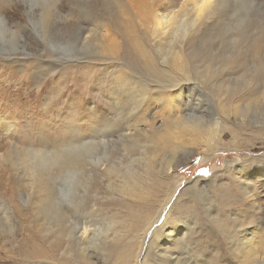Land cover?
<instances>
[{
	"label": "rangeland",
	"instance_id": "obj_1",
	"mask_svg": "<svg viewBox=\"0 0 264 264\" xmlns=\"http://www.w3.org/2000/svg\"><path fill=\"white\" fill-rule=\"evenodd\" d=\"M0 3L15 11L9 27L25 43L0 48V70L12 72L0 76V264H264V0H212L197 22L191 1L155 0L162 22L150 24L154 31L138 0ZM178 53L182 70L173 66ZM121 68L154 91L184 93L168 98L174 107L162 94L141 105ZM187 120L205 131L219 120L220 139L185 142L171 176L149 174L136 195L98 166L128 164L143 127L153 126L152 143ZM72 141L96 142L92 167L73 184L58 163L27 171V150ZM46 198L60 202L66 219L42 213ZM85 221L96 232L82 251L70 232Z\"/></svg>",
	"mask_w": 264,
	"mask_h": 264
},
{
	"label": "bare ground",
	"instance_id": "obj_2",
	"mask_svg": "<svg viewBox=\"0 0 264 264\" xmlns=\"http://www.w3.org/2000/svg\"><path fill=\"white\" fill-rule=\"evenodd\" d=\"M153 1H155V0H138V4L140 7L141 6L144 7L143 13L147 16L146 21L149 22V26L151 24V25H155V27H158L162 21L158 16L155 15ZM187 1L188 0H186V2ZM189 1H191L193 3L194 10L198 16V17H196V20H195L196 22L200 18V15L202 13L208 12L209 14H211V10L213 9L212 0H189ZM40 2H42V1H40ZM47 7H48V5L43 6L42 7L43 10L41 11L42 17H44L42 19L41 24L43 27H45V28H43V27L41 28L42 29L41 34L44 36V39H46L45 36H47V34H48V31H47L48 28L46 25V23H47V17H46ZM14 14H15V11L14 12L10 11L6 7V5L4 6L2 3H0V48H1V50H5V51H10V50L13 51L14 50L16 52V49L17 50L20 49V48H18L17 42L25 45V43L21 39H18L19 36L22 37V34L20 33L21 32L20 29L16 30V29L9 27V21L11 20V16ZM140 16H139V18H140ZM172 16H174L175 21L171 24V26L173 25L176 27V24L180 21V19H178V15H177L176 10L173 11ZM141 18H143V17L141 16ZM140 20H142V19H140ZM150 20H151V22H150ZM143 22H145V21H143ZM147 26H148V24H147ZM152 27L150 26V28H152ZM155 27H153V31H154ZM107 30H109V29H107ZM158 30H159V28H158ZM153 34H154V32H153ZM94 36H95L94 38L97 39L99 42L101 41V43H104V45L107 44L105 42L104 38L101 37L102 34L98 29H94ZM16 39H18L17 42L15 41ZM14 42H15V44H14ZM15 46H16V48H14ZM9 48H11V49H9ZM103 48H104V46H103ZM24 49H25V47H24ZM180 55H182V54L178 53V55L175 57L173 66L176 69L182 70V68L185 67V64H183L181 62V56ZM17 56H21V54H18ZM17 56H14L13 58H17ZM13 58H11V59H13ZM4 59H6L5 61H8L7 57H5ZM120 70H122L121 71L122 74H120V75L126 77L125 79L131 81L130 83H128V85H130L132 88V90L128 92L130 99H132V98H133V100L139 99L141 105L145 104L146 102H149V103L157 102L159 100V96L161 94L165 95L166 100H167L168 98H173V97L179 98L184 93V90L180 86H179L180 88L173 89L170 92L164 91L165 93L161 92V91H154L153 88H155V87H153L149 83L146 84L144 81L142 82L140 80L141 77L139 78L136 75L130 74L129 72H127L123 68H121ZM5 74L12 76V72H10V67L8 65H4L3 69L0 70V76H3ZM8 75H6V76H8ZM14 78H16V77H14ZM20 78L23 79L22 81H24V83H25L26 77L21 76ZM18 80H19V78H18ZM169 80H171V79H169ZM178 84H180V83H178ZM124 86H126V85H124ZM127 87L125 89H127ZM128 90H130V89H128ZM152 91H154V92H152ZM167 102L169 104L173 105V107H174L173 100L168 99ZM148 107H149V105H148ZM139 121L136 120V125H134L132 127V128H134V130L136 132H139L141 130L140 125H138ZM1 122H2V120L0 118V124H1ZM215 125H216L215 128L208 129L207 131H205L202 128V124L198 123L197 120H187L184 122L179 121V122H177L176 125H174V127L176 128L177 131H174L173 133H170L169 135H160V137H157V139L155 141H152V143L148 142V140L150 139L151 135H154L153 132L151 131V129H153V126L150 129L143 127L144 129H142V130L145 133V136H144L145 138H144L143 143L142 142H135L136 143L135 144L132 142V144H131L133 146L135 144V146L138 147V150L140 152L138 153L137 156H135L133 158L131 157L132 159L130 160V162L128 164H126L125 166L122 165L121 167L117 168L116 166L111 164L109 160H107V163H106V160L98 159L99 160L98 166L99 167L104 166L107 168L106 169L107 173L115 174L116 177H118V178L121 177L119 186L125 194L136 195V191H139V189L143 187L145 180H148L151 178L149 174L162 173L167 178L171 176V173L173 172L174 167L177 164L181 163V160L176 157L178 150H182L183 152H186L188 150L185 147V142H189V141H191L193 143L199 142L201 144L203 143V145H204L205 142H203L202 140L212 141V140H215L217 136H219V139H220V133H221L220 127L222 126L221 122L219 120H217L215 122ZM132 128H131V125H128V129H132ZM111 133H113V132H111ZM128 136L130 137L131 135L128 134ZM186 137H189V138L186 139ZM176 139L177 140L181 139L182 141H179V142L173 144L172 142ZM95 145H96V142L92 143L91 141H88V142H84V141L83 142L82 141L81 142L80 141H74L73 142L72 141V142H69L67 144L53 143V145L50 147L45 146V147L39 148L38 150H32V149L27 150V152L24 155V159L26 162L25 167H27V171L32 173V175H36L37 173L42 171V169H45V164H47L45 162L49 161L48 162L49 164H51L52 162L58 163L60 165L61 171L67 172V174H69V180H70L69 186H70L76 180V176L83 174L85 172V170L88 169V167L89 168L92 167L91 162H93L95 157H94V155H88L87 152H88V150H90V148H94ZM125 148L127 149L126 151H129L131 146H130V148H128L127 146ZM163 154H164L165 160L161 161L162 162V169L160 168L163 171L155 172V170L157 168V162L159 160H161L160 158H161V155H163ZM137 166L138 167L141 166V168H142L141 172L139 171ZM123 168L125 170H123ZM248 192H250V191H248ZM58 203H60L58 200H54L52 198H46L44 200V204H43L44 207L41 209L42 213L46 212L48 209L49 211H47V213L53 214V215L54 214L60 215V217L56 216V218L58 220L61 219V217L64 218L66 212L63 211V208H61L60 204H58ZM55 208H57V209H55ZM170 216H171V212L168 210L166 213L165 219L166 218L169 219ZM64 219H66V218H64ZM64 219H63V221H64ZM57 223L62 227L61 223H59V222H57ZM80 229L82 230V232L78 234V231ZM107 231L108 230H106V232ZM95 232H96L95 224L92 221H85L82 224L81 223L77 224V228L73 227V229L71 230L70 233H72L73 236L75 235V237H76L75 241H76L77 248L81 249L82 251H86V249L88 248V244L92 243L91 241L93 238V234Z\"/></svg>",
	"mask_w": 264,
	"mask_h": 264
}]
</instances>
